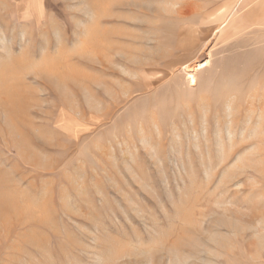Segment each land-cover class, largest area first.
Here are the masks:
<instances>
[{"label": "rangeland", "instance_id": "rangeland-1", "mask_svg": "<svg viewBox=\"0 0 264 264\" xmlns=\"http://www.w3.org/2000/svg\"><path fill=\"white\" fill-rule=\"evenodd\" d=\"M32 1L0 0V264H264V0Z\"/></svg>", "mask_w": 264, "mask_h": 264}, {"label": "crops", "instance_id": "crops-1", "mask_svg": "<svg viewBox=\"0 0 264 264\" xmlns=\"http://www.w3.org/2000/svg\"><path fill=\"white\" fill-rule=\"evenodd\" d=\"M240 0H237L236 2H235V4H231L230 5V8H229V11L228 12H226V17H225V19L226 20H233L232 22H234V20H235V17H234V14H235V12H234V8H235V5L239 2ZM243 1V0H242ZM29 6H30V9H37V11H40V9H41V3H40V1L39 0H34V1H32V2H30L29 3ZM221 14V13H220ZM221 25V24H220Z\"/></svg>", "mask_w": 264, "mask_h": 264}]
</instances>
